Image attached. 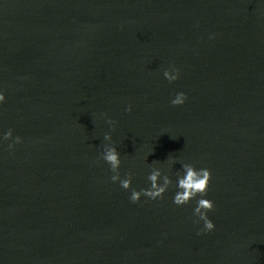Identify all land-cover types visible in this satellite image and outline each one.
Masks as SVG:
<instances>
[{
    "label": "water",
    "instance_id": "1",
    "mask_svg": "<svg viewBox=\"0 0 264 264\" xmlns=\"http://www.w3.org/2000/svg\"><path fill=\"white\" fill-rule=\"evenodd\" d=\"M0 92V264H264V0H0Z\"/></svg>",
    "mask_w": 264,
    "mask_h": 264
},
{
    "label": "clouds",
    "instance_id": "2",
    "mask_svg": "<svg viewBox=\"0 0 264 264\" xmlns=\"http://www.w3.org/2000/svg\"><path fill=\"white\" fill-rule=\"evenodd\" d=\"M165 78L171 83L179 78V69L173 68L164 71ZM187 96L185 93L180 92L177 93L175 98L171 101L173 105H182ZM5 101V96L2 92H0V103ZM127 111H131V107L127 109ZM109 124H113L114 122L109 120ZM4 140H9L12 138V131L9 130L5 136ZM106 141H111L112 137L110 134H106L104 136ZM20 137L15 138V143H20ZM9 149L13 148V144H9ZM106 163L110 165V170L113 173L111 176V180L113 182L119 181L121 187L125 190L131 187L132 182V173L129 172L126 174L124 179H121L119 169L121 165L120 154L117 151V148L112 145H106L103 149L102 155L100 157ZM181 175L179 172L177 173L178 180V189L179 191L174 196V203L177 206H183L188 204L192 199L197 196L204 197L207 195L209 183L211 180V172L206 168H201L197 170L194 165L184 163L182 165ZM163 180V183H159V180ZM148 180L150 181V188L141 189L139 191L133 189L131 192L130 200L133 203H137L140 201L141 196L148 197L152 200L162 199L164 193L172 184V180L169 175L162 174L159 168L153 167L150 175L148 176ZM214 210V204L210 199L200 198L197 202V207L194 209V216L198 217L195 223H199L200 221L204 222V230L203 231H212L215 227L214 223L208 218L207 213L209 211ZM202 234V233H198Z\"/></svg>",
    "mask_w": 264,
    "mask_h": 264
}]
</instances>
